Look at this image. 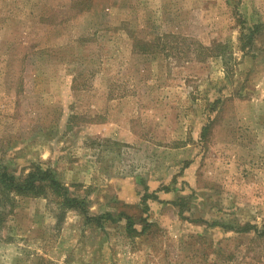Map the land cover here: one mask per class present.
<instances>
[{
	"label": "rangeland",
	"instance_id": "374dc122",
	"mask_svg": "<svg viewBox=\"0 0 264 264\" xmlns=\"http://www.w3.org/2000/svg\"><path fill=\"white\" fill-rule=\"evenodd\" d=\"M3 169L0 264H264V0H0Z\"/></svg>",
	"mask_w": 264,
	"mask_h": 264
},
{
	"label": "trees",
	"instance_id": "16d2710c",
	"mask_svg": "<svg viewBox=\"0 0 264 264\" xmlns=\"http://www.w3.org/2000/svg\"><path fill=\"white\" fill-rule=\"evenodd\" d=\"M146 45L144 47H146ZM38 170L40 171L41 168H39ZM48 172L50 173V175H52V172H50L49 170H46V171L39 172V173L44 174L40 177H38V173H34V172L28 173L26 177H17L14 174H9L8 172H6L5 169H3L2 171H0V185L3 186L8 192L12 191V192H15L18 194H24V195L30 194L33 192V190L37 186L36 183L41 184L42 180L46 178L50 177V180L56 183L53 177L50 176ZM105 215L107 217L111 216L110 213H106ZM123 215L126 219V225H127L128 231L130 232L135 231L134 221H133L134 216L126 212H123Z\"/></svg>",
	"mask_w": 264,
	"mask_h": 264
}]
</instances>
